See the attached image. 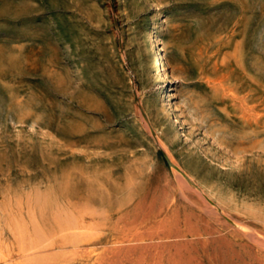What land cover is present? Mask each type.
I'll return each instance as SVG.
<instances>
[{"label":"rangeland","instance_id":"374dc122","mask_svg":"<svg viewBox=\"0 0 264 264\" xmlns=\"http://www.w3.org/2000/svg\"><path fill=\"white\" fill-rule=\"evenodd\" d=\"M233 222L264 232V0H0V264H251Z\"/></svg>","mask_w":264,"mask_h":264},{"label":"bare ground","instance_id":"6f19581e","mask_svg":"<svg viewBox=\"0 0 264 264\" xmlns=\"http://www.w3.org/2000/svg\"><path fill=\"white\" fill-rule=\"evenodd\" d=\"M153 65H154V67H157V68H160L161 69V67H162V62H161V60H160V57H158V56H156L155 58H154V61H153ZM162 145V144H161ZM177 180H178V183L180 184V189H181V191H186V190H191V191H194L196 194H198L199 196H200V198L203 200V202L205 203V206L203 207V210L205 211V212H207L208 214H216L217 215V212H216V210H214L212 207H211V205L209 204V202H207V200L204 198V196L201 194L202 192H200V190H199V188L196 186V185H194V183H193V181L191 180V178L188 176V175H186V174H178L177 176ZM187 194V193H186ZM187 196V195H186ZM185 196V197H186ZM173 197V196H172ZM188 197V196H187ZM179 198V197H178ZM138 199V198H137ZM174 199H175V197H174ZM171 200V199H170ZM185 200V199H184ZM171 202V201H170ZM170 202H169V204H170ZM175 202V201H174ZM189 202V201H188ZM187 203V202H186ZM137 204V203H136ZM161 204H163V203H161ZM166 204V203H165ZM169 204H168V207H169ZM164 205V204H163ZM193 206H194V204H193ZM162 207H164V206H162ZM172 207V206H171ZM170 207V208H171ZM190 207H191V205H190ZM196 207V206H195ZM213 207H214V205H213ZM147 208V207H146ZM136 209V208H135ZM139 210H140V208H138ZM148 209H149V207H148ZM151 209H152V207H151ZM161 209V207L159 208V210ZM217 209V208H216ZM138 210V211H139ZM158 210V211H159ZM175 210V208L173 209V211ZM175 211H177V210H175ZM192 211V210H191ZM191 211H190V213H191ZM147 212H149L150 213V211L148 210ZM147 212H146V210H145V214H147ZM134 214H135V211L133 212ZM171 213H173V212H171ZM218 213H219V211H218ZM136 214H138L137 212H136ZM135 214V215H136ZM150 214H153V213H150ZM160 214V213H159ZM167 214H169V213H167ZM175 213H173V215H174ZM177 214H178V212H177ZM156 215H157V213H156ZM176 215V214H175ZM189 215V214H188ZM197 215V214H196ZM192 216V215H191ZM132 217H134V216H132ZM167 217V216H166ZM170 217H172L171 215H170ZM170 217H168V218H170ZM185 217V219H186V215L184 216ZM189 217V216H188ZM192 217H194V216H192ZM135 218H137V217H135ZM155 218V217H154ZM167 218V219H168ZM196 218H198V217H196ZM195 218V219H196ZM175 219V217L173 218V220ZM181 219V218H180ZM189 219V218H188ZM191 219V218H190ZM131 220V219H130ZM133 220V219H132ZM134 220H136V219H134ZM147 220V219H146ZM162 220V219H161ZM178 220V219H177ZM177 220L175 219V221H176V223H177ZM199 220V219H198ZM140 221H141V219H140ZM155 221V220H154ZM168 221H170V220H168ZM186 221H188L187 219H186ZM191 221V220H190ZM200 221H202V220H200ZM163 222V221H162ZM193 223H194V221H192ZM197 222V221H196ZM129 223H130V221H129ZM157 223V222H156ZM164 223V222H163ZM162 223V224H163ZM166 223V222H165ZM183 223V222H182ZM234 224H236V226H237V224H238V226H239V228H240V230L242 231V232H244V234H245V237L250 241V242H252L255 246H256V248H257V250H255L254 252H252L250 249H251V247H250V249H246L245 250V254H246V258L249 260V259H251L252 260V262H251V264H264V232H261V231H259L258 229H255V228H253V227H250L249 225H246V223H238V222H233ZM157 224H159V223H157ZM161 224V223H160ZM190 224H191V222H190ZM248 224V223H247ZM134 225V224H133ZM171 225V224H170ZM174 225V224H173ZM152 226V225H151ZM154 226V225H153ZM152 226V227H153ZM164 226H165V224H164ZM172 226V225H171ZM175 226V225H174ZM179 226V225H178ZM192 226V225H191ZM155 227V226H154ZM153 227V228H154ZM181 227V226H180ZM188 227V226H187ZM194 227V226H193ZM150 229H151V227H149ZM148 228V231H150V229ZM151 229V231L152 230H154V229ZM160 228H162V229H164V227H160ZM174 228V227H173ZM185 228V227H184ZM222 228V227H221ZM232 228H234V227H232ZM183 229V228H182ZM167 230V229H166ZM178 230V229H177ZM185 230V229H184ZM189 230V229H188ZM197 226H196V229L194 230V231H191V232H194L193 234L195 235V233L197 232V231H199V230H197ZM211 230V229H210ZM164 231V230H163ZM168 231V230H167ZM172 231V230H171ZM174 231H176V230H174ZM179 231V230H178ZM180 231H181V229H180ZM185 231H187V230H185ZM230 230H228V232H229ZM160 232V231H159ZM177 232V231H176ZM183 232V231H182ZM202 232H203V230H202ZM206 232V234H207V232H208V230H206L205 231ZM204 232V233H205ZM222 232V231H221ZM147 233V232H146ZM153 233V232H152ZM161 234H162V232H160ZM164 234H165V232H163ZM170 233H172V232H170ZM174 233V232H173ZM180 233V232H179ZM188 233V232H187ZM199 233V232H198ZM151 234V233H150ZM164 234H162V237L161 238H164L163 236H165ZM176 233H174V235H175ZM181 234H183V233H181ZM188 234H190V233H188ZM192 234V233H191ZM223 234H225V233H223ZM227 234V233H226ZM226 234H225V236H226ZM140 235L142 236V234L140 233ZM139 235V237H137L136 239L137 240H139V239H143L141 236ZM144 235H145V237L144 238H147L148 239V237H147V234H145L144 233ZM152 235V234H151ZM159 235V234H158ZM155 236V240L157 239L156 237H159V236ZM173 235V234H172ZM180 235V234H179ZM205 235V234H204ZM215 235V234H214ZM197 236V235H196ZM220 236V235H219ZM230 236L232 237V235L230 234ZM244 236V235H243ZM125 237H127V236H125ZM124 237V238H125ZM151 236L149 235V238H150ZM166 237V236H165ZM167 237H168V235H167ZM173 237V236H172ZM171 237V238H172ZM180 237V236H179ZM200 237V236H199ZM202 237V236H201ZM139 238V239H138ZM170 238V239H171ZM174 238V237H173ZM180 238H182V237H180ZM185 238V237H184ZM233 238V237H232ZM126 239V238H125ZM135 239V238H134ZM159 239V238H158ZM157 239V240H158ZM187 239V238H186ZM193 239V238H192ZM195 239V238H194ZM198 239V238H197ZM209 239V238H208ZM235 239V238H234ZM148 240H153V236H152V238H150V239H148ZM155 240H153V241H155ZM156 240V241H157ZM163 240H165V242H166V240H167V238L165 239H163ZM176 240V239H175ZM179 240V239H178ZM185 240V239H184ZM189 240V239H188ZM205 240V239H204ZM203 240V241H204ZM143 241V240H142ZM155 241V242H156ZM159 241V240H158ZM168 241V240H167ZM181 241V240H180ZM178 242L177 241V243H181V242ZM203 241H202V243H203ZM206 241H208V240H206ZM229 241V240H228ZM121 242V241H120ZM137 242H139V241H137ZM155 242H152L151 241V243H155ZM174 242V241H173ZM184 242V241H183ZM182 242V243H183ZM188 243H189V241H187ZM186 241L184 242V245L187 243ZM211 242H212V240H211ZM232 242H233V240H232ZM237 242V241H236ZM135 243V242H134ZM143 243V242H142ZM160 243L161 244H159V246H163V247H165V245H162L163 244V242L162 241H160ZM168 243H170L169 241H168ZM193 243V242H192ZM218 243V242H217ZM243 243V242H242ZM148 244H150V243H148ZM156 244V243H155ZM154 244V246H156V245H158V244H156L155 245ZM167 244V243H166ZM170 244H172V243H170ZM220 244V243H219ZM134 245H136V244H134ZM134 245H132V246H134ZM146 245H147V243H146ZM152 245V244H151ZM151 245H150V247H151ZM173 245V244H172ZM190 245V244H189ZM188 245V246H189ZM206 245V244H205ZM244 245V244H243ZM246 245L248 246V244L246 243ZM250 245V244H249ZM116 246V245H115ZM138 246H140V245H138ZM137 245L135 246V247H138ZM149 246V245H148ZM147 246V247H148ZM158 246V247H159ZM169 246V245H168ZM176 246H178V244L176 245ZM180 246V245H179ZM203 246H204V244H203ZM117 247V246H116ZM130 247V246H129ZM149 247V248H150ZM153 247V246H152ZM157 247V246H156ZM155 247V248H156ZM157 247V248H158ZM173 247V246H172ZM219 247V246H218ZM254 247V246H253ZM113 248V247H112ZM128 248V247H127ZM143 248V247H142ZM146 248V247H145ZM166 248V247H165ZM179 247H177V250L178 251H180V249H178ZM182 248V250H183V247H181ZM115 249V248H114ZM134 249V248H133ZM174 249H175V247H174ZM192 249V248H191ZM235 249V248H234ZM147 250V249H146ZM154 250H156V249H154ZM160 250V249H159ZM172 250H173V248H172ZM181 250V251H182ZM188 251H189V249H187ZM196 250H198V249H196ZM160 251H164V248L162 249V250H160ZM184 251V253H186L185 252V249L183 250ZM195 251V250H194ZM203 251V250H202ZM156 252H157V250H156ZM173 252L174 251H172V254H173ZM196 252V251H195ZM198 252V251H197ZM207 252H208V250H207ZM214 252V251H213ZM175 253L176 252H174V256H175ZM180 253V252H179ZM178 253V254H179ZM182 253V252H181ZM180 253V257H182V254ZM192 253H193V251H192ZM203 253H204V251H203ZM168 254H170V253H168ZM188 255L190 254V253H187ZM209 254H210V252H209ZM220 254V253H219ZM156 255V254H155ZM187 255V257L188 258H190L189 256ZM213 255V254H212ZM185 256V255H184ZM195 256V255H194ZM209 256V255H208ZM216 256V255H215ZM220 256V255H219ZM218 256V257H219ZM239 256V255H238ZM158 257L159 256H157V258L156 259H158ZM161 257V256H160ZM177 257H179V255H177ZM193 257V256H192ZM196 257V256H195ZM198 257H200V256H198ZM197 257V258H198ZM168 258V257H167ZM185 258H186V256H185ZM188 258H186V259H188ZM211 258H212V256H211ZM221 257H219V259H220ZM238 258V257H237ZM176 259V257H173V259L172 258H170V261L172 260H175ZM191 259V258H190ZM194 259V258H193ZM216 259V258H215ZM165 260V259H164ZM177 260H178V258H177ZM183 260V259H182ZM182 260H181V262H182ZM189 260V259H188ZM194 260H196V258L194 259ZM200 260V259H199ZM214 260V259H213ZM245 260V259H244ZM159 261H161V260H159ZM180 261V260H179ZM179 261H177V263H179ZM186 260H184V262H185ZM198 261V260H197ZM208 261V260H207ZM215 261V260H214ZM234 261H235V259H234ZM158 262V261H157ZM163 262H165V261H163ZM175 262V261H174ZM173 262V263H174ZM188 261H186V263H187ZM191 262V261H190ZM189 262V263H190ZM209 262V261H208ZM213 262V261H212ZM246 262V261H245ZM172 263V262H171ZM172 263V264H173ZM176 263V264H177ZM188 263V264H189ZM199 263V262H198ZM198 263H196L195 262V264H198ZM202 263V262H201ZM211 263V262H210ZM209 263V264H210ZM215 263V262H214ZM220 263V262H219ZM248 263H249V261H248ZM158 264H159V262H158ZM168 264V263H167ZM180 264V263H179ZM192 264V263H191Z\"/></svg>","mask_w":264,"mask_h":264}]
</instances>
